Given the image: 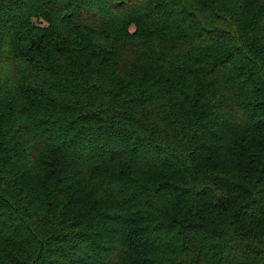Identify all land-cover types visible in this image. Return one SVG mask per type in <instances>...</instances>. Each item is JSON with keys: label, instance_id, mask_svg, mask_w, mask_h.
<instances>
[{"label": "trees", "instance_id": "16d2710c", "mask_svg": "<svg viewBox=\"0 0 264 264\" xmlns=\"http://www.w3.org/2000/svg\"><path fill=\"white\" fill-rule=\"evenodd\" d=\"M0 264H264V0H0Z\"/></svg>", "mask_w": 264, "mask_h": 264}]
</instances>
